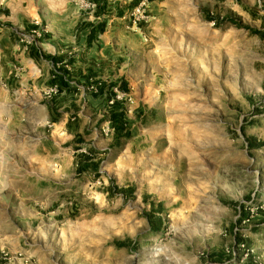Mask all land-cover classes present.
Segmentation results:
<instances>
[{
  "label": "rangeland",
  "instance_id": "obj_1",
  "mask_svg": "<svg viewBox=\"0 0 264 264\" xmlns=\"http://www.w3.org/2000/svg\"><path fill=\"white\" fill-rule=\"evenodd\" d=\"M148 13L126 18L142 48L115 70L132 132L119 145L91 93L76 151L50 123L51 87L22 69L0 85V264H264V0ZM90 148L99 175L76 170Z\"/></svg>",
  "mask_w": 264,
  "mask_h": 264
},
{
  "label": "crops",
  "instance_id": "obj_2",
  "mask_svg": "<svg viewBox=\"0 0 264 264\" xmlns=\"http://www.w3.org/2000/svg\"><path fill=\"white\" fill-rule=\"evenodd\" d=\"M107 2L109 10L103 15L107 20L105 31L88 45L90 29L81 24L84 21L96 22L101 17L95 13L89 16L82 0H0V85H11L17 77V70L22 69L19 73L21 80L51 87L54 73H62L60 67L68 71L65 79L74 86L96 83L94 79L107 83L127 82L126 77L121 73L116 75L115 70L121 71V60L127 53L134 54L142 48L141 34L130 32L126 26V14L136 5V0ZM36 28L43 31V36L35 43L37 56L32 57L30 49L19 41L17 33ZM90 72L96 76L88 81L86 75ZM84 97L81 91H63L58 96L59 111L66 112L53 124L63 123L68 134L78 133L80 127L76 129L75 122L70 125V131L67 126L75 112L72 103L78 107L77 99ZM87 98L94 101L96 107L102 105L101 100L94 96ZM48 102L45 105L51 119ZM87 107L77 110L78 118Z\"/></svg>",
  "mask_w": 264,
  "mask_h": 264
},
{
  "label": "trees",
  "instance_id": "obj_3",
  "mask_svg": "<svg viewBox=\"0 0 264 264\" xmlns=\"http://www.w3.org/2000/svg\"><path fill=\"white\" fill-rule=\"evenodd\" d=\"M92 2L97 4L95 15L97 17L100 16L101 19H99L96 22L84 21L81 24L82 27L85 26V27H89L90 29L88 45H90L93 42V40L97 39L98 36L105 31L107 20L104 19L103 15H106L107 11L109 10L107 0H92ZM139 2L140 0H136V5ZM120 15H121V12H120ZM224 22H226V20H224ZM235 25L238 26V23H235ZM239 26L243 27L241 23L239 24ZM247 29L250 30L253 34L263 36V31L261 29H256L252 27H247ZM29 49H30L31 56L36 57L38 51L35 48V43L31 44L29 46ZM60 70L62 72L61 74H59L58 72L54 73V84H53V85H58L59 93L53 96L51 101L47 103L49 110L51 111L50 122L52 124L58 122L62 114L66 112V110L59 111V101L60 100L58 96H60V94L63 91L74 92V93H78L79 91L76 85L75 86L71 85L68 82V80L65 79V76L68 74V71L65 70L63 67H60ZM94 76L96 75L90 72L89 74L86 75V79L90 81ZM94 82H96L98 86V92L91 93V94L95 98L100 99L102 102V105L107 110V113L104 115L102 119V123H105L107 121L110 122L114 130L115 144L119 145L122 142L129 140L132 137V132L129 126V122L127 120V109L125 106V100L124 98H118V94L116 93L115 89H118V91H120L122 94H127L129 90L128 83L124 80H122L120 83H116V82L107 83V82L95 80V79H94ZM72 109H74L75 112L71 114L70 119H69V123L67 126L69 131L71 130L70 125L73 122H75L76 129L79 127V124L77 122L78 120L77 105L72 103ZM85 134L86 135L90 134L88 131V126L85 129ZM73 145H75L76 151L81 150L85 145H87L85 144L82 134L76 133ZM100 153L101 152H99L97 149H93V148L89 149V153H78L77 160H76L77 172L83 173V172L91 171L95 173L96 175H99L101 161L100 159H97L96 156H98Z\"/></svg>",
  "mask_w": 264,
  "mask_h": 264
},
{
  "label": "built area",
  "instance_id": "obj_4",
  "mask_svg": "<svg viewBox=\"0 0 264 264\" xmlns=\"http://www.w3.org/2000/svg\"><path fill=\"white\" fill-rule=\"evenodd\" d=\"M84 4V10L88 13L89 16L93 15L97 9V4L89 1V0H82ZM150 0H141L135 7L130 9L129 13L126 14V18L132 21L133 25H136L141 22H148L150 19V15L148 13ZM19 41L25 46V48H29V46L33 43L39 42V40L43 36V31L39 28L26 31V32H18ZM81 92H89V93H97L98 86L96 83H92L89 85L84 84H77L76 85ZM116 93L118 94V98H122L119 95L118 89H115ZM52 96H55L59 93L58 85H53L50 88ZM121 93V92H120ZM101 131L108 134L109 132H114L111 124L109 121L105 122L102 125Z\"/></svg>",
  "mask_w": 264,
  "mask_h": 264
}]
</instances>
